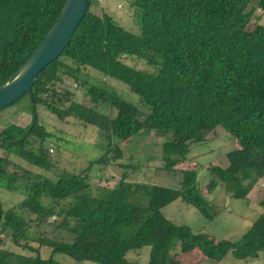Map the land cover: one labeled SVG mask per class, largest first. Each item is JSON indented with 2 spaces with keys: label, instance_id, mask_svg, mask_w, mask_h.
I'll use <instances>...</instances> for the list:
<instances>
[{
  "label": "trees",
  "instance_id": "16d2710c",
  "mask_svg": "<svg viewBox=\"0 0 264 264\" xmlns=\"http://www.w3.org/2000/svg\"><path fill=\"white\" fill-rule=\"evenodd\" d=\"M64 2L0 0V85L43 40ZM96 4L87 0L63 51L29 92L4 108L28 99L27 124L13 122L0 130V186L25 199L6 209L0 202V264H61L54 258L59 253L95 264H177L173 252L194 249L212 261L228 253L237 259L264 257V199L236 241L214 242L166 219L163 207L176 200L213 218L195 169L182 170L177 188H164L156 197L151 184L126 182L123 176L112 188L92 191L90 168L122 157L110 144L81 173L65 177L34 174L13 160L45 171L53 167L51 141L57 136L42 123L41 107L60 125L72 120L119 141L151 131L170 134L161 144L166 172H175L191 145L221 128L237 146L226 153V167L207 168V192L219 186L229 198L244 200L264 181V22L251 21L253 7L264 14V0H130L140 12L138 34L103 10L92 11ZM126 57L143 66L126 64ZM86 68L126 85L147 110L144 117L113 90L90 84ZM54 196L69 202L56 211ZM42 198L52 204L45 206ZM49 217L60 221L48 225ZM144 247L146 262L127 259Z\"/></svg>",
  "mask_w": 264,
  "mask_h": 264
},
{
  "label": "rangeland",
  "instance_id": "374dc122",
  "mask_svg": "<svg viewBox=\"0 0 264 264\" xmlns=\"http://www.w3.org/2000/svg\"><path fill=\"white\" fill-rule=\"evenodd\" d=\"M250 7H253V4ZM91 10L97 14L103 10L132 33L138 34L140 32V12L130 5V0H97L96 8L92 7ZM251 17L252 22H255V18H258L259 23L264 22V14L258 8L253 7ZM124 62L128 65L138 64L131 57L124 58ZM137 66L143 65L139 63ZM86 72L90 76L88 80L90 84L113 90L117 96L136 106L141 118L147 113V110L139 103L137 96L131 93L126 85L106 78L91 68H86ZM77 95V98L80 99L81 94L78 92ZM27 108H29L28 99L23 98L12 107L1 110L0 130L13 122L21 126L27 124L29 116ZM37 112L46 128L57 136L56 138L53 137L51 141L55 147V151L53 149L52 152L55 159L53 167L45 171L10 155L21 167L34 174L55 178L56 176L65 177L81 173L90 162L101 156L107 145L110 144L112 147L117 146L122 150V157L115 163L106 166L93 165L90 168L87 175L93 192L100 187H114L123 176L126 182L151 184L153 194L158 197L164 188H177L182 177V170L195 169L198 187L204 194L202 195L206 201L213 205V218L211 220L204 219L192 206L179 200L163 207L162 213L172 223L185 225L192 233H203L214 242L223 239L238 240L260 212L258 202L264 199L263 180H258L255 183L244 200L229 198L219 186L214 188L211 193L207 192L206 186L211 180L207 168L211 166L226 167L228 163L226 153L237 146L221 128H216L214 132L209 133L204 142L191 145L185 160L176 166L175 172H166L163 170L161 160L163 157L161 144L171 139L170 134L158 136L151 131L132 136L127 141H119L114 137L104 136L95 127L83 126L72 120L60 125L54 117L41 107L37 108ZM1 154L3 152L0 151ZM54 197L58 202L55 206L56 211L69 202V200L59 196ZM126 197L130 200L133 198L131 194H127ZM23 200L25 199L21 193L6 191L0 186V202L4 209ZM43 204L48 206L52 204V201L50 198H45ZM59 221V217H49L45 222L48 225H55ZM48 227L46 230L52 229ZM1 238L7 240V236H1ZM148 251L149 248L144 247L138 251L129 252L126 257L143 263L147 261ZM172 254L177 264H264V257L261 254L258 257L237 259L228 253L218 261L204 259L197 249L187 254L179 252ZM54 258L61 264H95L87 261L76 262L60 253L54 254Z\"/></svg>",
  "mask_w": 264,
  "mask_h": 264
},
{
  "label": "water",
  "instance_id": "95a60500",
  "mask_svg": "<svg viewBox=\"0 0 264 264\" xmlns=\"http://www.w3.org/2000/svg\"><path fill=\"white\" fill-rule=\"evenodd\" d=\"M87 0H65L56 22L24 63L0 85V111L20 99L43 68L65 48L84 15Z\"/></svg>",
  "mask_w": 264,
  "mask_h": 264
}]
</instances>
